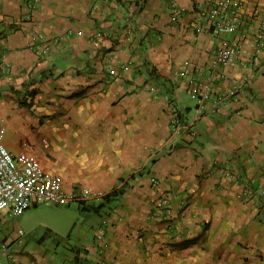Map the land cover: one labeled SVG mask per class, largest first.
<instances>
[{
	"label": "crops",
	"instance_id": "crops-1",
	"mask_svg": "<svg viewBox=\"0 0 264 264\" xmlns=\"http://www.w3.org/2000/svg\"><path fill=\"white\" fill-rule=\"evenodd\" d=\"M212 1L0 0L1 141L102 216L78 254L93 264H264V0L222 35L246 48L226 67L220 37L195 29ZM187 59L216 87L204 112ZM6 243L0 264H51Z\"/></svg>",
	"mask_w": 264,
	"mask_h": 264
},
{
	"label": "built area",
	"instance_id": "built-area-1",
	"mask_svg": "<svg viewBox=\"0 0 264 264\" xmlns=\"http://www.w3.org/2000/svg\"><path fill=\"white\" fill-rule=\"evenodd\" d=\"M247 2L248 0H213L208 8L200 10L199 17L202 19V23L196 24L195 29L198 32H209L213 37H220L218 52L213 60L214 65L225 67L235 65L241 53L246 52V48L242 44L244 42L239 39L225 38L222 35L235 33L246 27L248 21ZM174 9L177 11L178 7ZM247 37L244 34L245 41L248 39ZM252 44L255 50L253 59L256 60L264 51V25L254 33ZM49 49L50 46L46 45L45 50ZM248 63H250V59ZM128 68L124 65L123 70L127 71ZM200 69L198 65L187 59L181 74L189 78V90L197 100V109L204 112L208 101L213 98L216 87L211 78L202 79ZM111 70L113 74L117 73L115 69ZM221 100H223V96L220 95L218 101ZM172 113L174 116L173 125L180 129L183 124L181 110L176 105H172ZM44 140L47 141L45 138ZM248 193L256 194L253 189H249ZM98 194L100 193L88 191L83 198H94L99 196ZM74 199L75 196L65 190L59 176L46 171L36 157L28 152L23 151L15 154L2 143L0 137V214L20 215L39 202L49 201L56 205H65L71 204ZM163 205L167 211L170 210L171 206L167 199L163 200ZM23 232L20 229V233ZM3 247L6 248V253L9 245L5 242ZM2 255L4 254L0 251V258ZM14 256L12 252L10 257Z\"/></svg>",
	"mask_w": 264,
	"mask_h": 264
},
{
	"label": "rangeland",
	"instance_id": "rangeland-1",
	"mask_svg": "<svg viewBox=\"0 0 264 264\" xmlns=\"http://www.w3.org/2000/svg\"><path fill=\"white\" fill-rule=\"evenodd\" d=\"M4 217L0 220V247L7 241L50 256L51 264H93L90 258L79 255L94 241L95 230L103 219L96 212L82 211L78 202L56 205L43 201L20 215ZM20 229L24 232L20 233ZM4 258L5 255L1 256L0 261Z\"/></svg>",
	"mask_w": 264,
	"mask_h": 264
}]
</instances>
